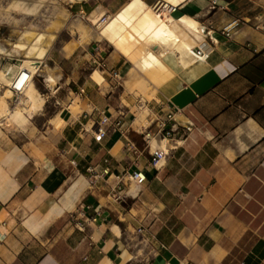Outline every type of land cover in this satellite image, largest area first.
I'll return each mask as SVG.
<instances>
[{"label":"crops","instance_id":"1","mask_svg":"<svg viewBox=\"0 0 264 264\" xmlns=\"http://www.w3.org/2000/svg\"><path fill=\"white\" fill-rule=\"evenodd\" d=\"M167 1L175 6L167 12L192 15L200 30L175 20L187 45L164 39L159 58L137 18ZM215 2H76L91 21L111 13L91 27L95 38L87 46L66 55L79 52L57 85L67 95L60 120L49 125L55 144L39 155L38 145L0 125V264H264V0ZM120 7L125 11L115 13ZM233 20L238 25L225 35L222 27ZM197 46L209 51L206 59L188 49ZM23 48L7 45L0 53L10 58V51ZM38 48L31 45L29 54ZM7 62L0 71L13 78L21 63ZM48 68L57 82L59 67ZM131 73L147 76L149 92L155 90L150 98L126 86ZM76 96L74 112L69 105ZM143 106L146 117L143 110L139 115ZM171 108L179 124L193 127L176 146L178 132L166 140L169 152L157 167L143 131ZM103 111L119 116L127 131L116 128L98 138ZM6 118L0 121L8 124ZM136 168L146 173L142 183L129 176ZM84 218L81 229L77 222ZM141 224L142 234L136 231ZM141 237L146 245L137 244Z\"/></svg>","mask_w":264,"mask_h":264},{"label":"rangeland","instance_id":"2","mask_svg":"<svg viewBox=\"0 0 264 264\" xmlns=\"http://www.w3.org/2000/svg\"><path fill=\"white\" fill-rule=\"evenodd\" d=\"M90 1L95 4L96 0ZM100 1L108 3L109 0ZM12 2H14V0H0V43L6 47L7 45L12 46L13 48L17 47V49L21 45H24V48L20 53L11 51L14 55H11L10 58L8 55H5V53H0V64L4 63L6 60L8 61V65L11 62L19 65V63L26 58L38 60L36 65L39 70L34 74L33 79L39 92L43 94L42 96L44 97L45 104H43L44 106L42 109L35 112L36 114L31 118V121L25 128L13 124L8 125L4 119L0 121V125L5 126L12 133H15L18 139L25 142L28 141L27 143H29L30 146L38 145L39 155H42L46 144L54 145L56 142L55 137L52 136V132L55 129H52L49 126L50 121L53 124H57L60 120L58 111L64 104H66L62 98L66 97L67 90L63 85L57 89V85L64 81L63 72L68 71L66 65L68 66V62L73 60L74 56L79 55V52L76 51V54L71 55V57H66V55H68L74 48H83L87 46L91 39L95 38L92 37L90 39L89 32H92L93 29H95L98 21H107L110 18L108 15L111 12L109 11L108 14L100 16V18L98 14L92 15V21L95 23L93 24L88 17L90 14L87 13L85 17H82L81 13H78L77 7L75 6L77 4L76 2H79L78 0L74 3V6H71L72 1L69 0H46L45 4L37 8L38 10H33L34 12L29 11L31 13L27 12L22 6L14 7V5H11ZM123 11H125L123 10V7H120L115 13L120 14ZM165 13L167 14L169 12L165 10ZM140 29L144 34L142 38L146 41V39H148L146 33L142 28ZM134 32L135 34H138L137 30H134ZM80 34L85 37L82 38ZM124 42L125 44L132 43L128 39H124ZM163 43H165V41ZM31 45L39 47L38 53L36 54L37 56H31L29 54L28 50ZM123 50L127 52V48H124ZM48 65L59 67L61 78L58 79L57 82L46 80L45 70L48 68ZM131 75L132 77L130 79H125L126 86L132 90L138 88L136 93L142 92L144 96L150 98L155 90L152 89L149 92L150 85L149 82L146 81L147 76L136 73H131ZM4 87L6 88V86ZM6 89L5 91L4 88L2 90L6 92ZM13 94L14 91L11 96H7L8 104L11 109L16 107L17 102L13 100ZM77 100L78 97L76 96L73 103L69 105L74 112L79 108ZM142 110L143 115L146 116L148 108L143 106L139 115ZM55 114H57L55 119H51ZM142 247V245L139 246V248Z\"/></svg>","mask_w":264,"mask_h":264},{"label":"bare ground","instance_id":"3","mask_svg":"<svg viewBox=\"0 0 264 264\" xmlns=\"http://www.w3.org/2000/svg\"><path fill=\"white\" fill-rule=\"evenodd\" d=\"M69 1L73 2L75 0H69ZM45 2L46 0H14V2H12L11 5H14V7L22 6V8H25V10L29 12L33 10L34 11L38 10L37 8L45 4ZM175 20H179L193 28L200 30L199 21L196 18H194L192 15H188L185 13H178L176 15L170 14V13L166 14L165 12H162L161 14H159L158 11L155 10L153 6L148 7L137 18L138 24L146 33L148 41L150 40L154 42L155 47H156V50L154 51V53L159 58H161L160 57L161 52L159 51V48L164 47V43H163L164 39H169L174 45L179 44V43H182L185 45V43L182 41V38L179 36V34L176 32V30L172 26V23ZM89 33H92V32H89ZM80 36L82 38L85 37L81 34ZM188 49L190 51L192 50V48L190 47H188ZM19 67H20V72L14 78H10L9 76L5 74V72L0 71V120L3 117H7L6 119H7L8 125L13 124L16 126H19V124L22 121H24L26 117H33L34 112L40 109L44 104V97L42 96L43 94L39 92L35 84V81L33 79L34 78V75H33L24 81L23 95H21L19 100L16 102V107H14L13 109L10 108L8 104L7 96H11L13 92L14 83L16 85L21 84L27 71L29 74L37 72L35 62L30 59L22 61ZM21 71H23V73L21 74V76H19ZM45 75H46V78L49 79L50 81H53L56 76L54 72L50 70L49 68H47V70L45 71ZM3 85L6 86L7 88L6 92L4 93H2ZM146 116L143 115V117H146ZM166 140L167 139H160V138L154 137L152 140L153 148L159 146L165 149ZM161 159H159V161L157 162L158 166L160 165L159 162ZM141 244L144 245V243H141Z\"/></svg>","mask_w":264,"mask_h":264},{"label":"built area","instance_id":"4","mask_svg":"<svg viewBox=\"0 0 264 264\" xmlns=\"http://www.w3.org/2000/svg\"><path fill=\"white\" fill-rule=\"evenodd\" d=\"M78 1H82V0H78ZM73 2H76L73 1ZM72 2V3H73ZM215 0H213V4H215ZM174 5H169L168 2H161L159 4V6L156 8V10L158 11L159 14H161L163 12V10H173L174 9ZM105 19V18H104ZM238 21L237 20H233L227 24H225L222 27V32L225 35H230L231 32L233 31V29L238 25ZM211 29L208 28L207 33L209 34V37L213 38V36L210 33ZM191 53L193 54V56L197 59H206L209 55V51L203 49L201 46H197L196 48H192ZM99 64L104 67L106 65V63L104 61H100ZM20 72V67L18 72L16 73V75ZM23 73V71H21L20 75ZM36 73V72H35ZM35 73L29 74L28 71L26 72L23 81L21 82V84L16 85L14 83L13 86V91L14 94L12 95V98L14 101H18L20 96L23 94V83L24 81L33 76ZM114 74L117 75V72H114ZM15 75V76H16ZM13 76V78L15 77ZM174 108L169 109L168 111L165 112V114L161 117H156L155 118V126L152 125V123L148 124L145 126V129L143 131V137L146 141V144L149 146V148L151 149V162L153 165L159 167L163 164V162L165 161V157L166 154H168L169 152V147L168 148H161L159 146L152 148V145L149 141V138L152 137H157L160 139H168V138H174L175 133L178 132L177 137L174 139V142L172 144L173 146H176L180 143H182L184 141V139L189 135L193 125L191 123H187V124H179L177 122V119L174 116ZM102 115L99 119V121L97 122L95 128H96V132L98 133V135H96L98 138L102 137L108 130H113L116 128H121V126H123V120H121V118L119 116L112 118L111 115H108L107 113H105L104 111L101 112ZM122 129V128H121ZM122 131H127V129H122ZM164 157L163 162L158 166L157 162L159 161V159H161V157ZM87 170L89 172L94 171V167L92 166H87ZM129 176L134 179L136 182L138 183H142L146 180L147 176L145 171L142 168H136L133 169L130 173ZM94 178L97 179L98 176L97 174L94 175ZM117 198H120L121 195L116 196ZM91 205L90 204H82V209H86L89 208ZM89 218L91 219H96L95 216H89ZM87 219H81L78 220L77 222V226L79 228H83L84 227V222ZM145 230V226L143 224H141L140 226L137 227L136 231L140 234L143 233V231ZM144 243L145 245L147 244V240L144 237H141V239L139 241H137V244H141ZM151 255V254H150ZM150 255L148 256H144L143 258L148 259L150 258ZM183 264H189L188 262H185Z\"/></svg>","mask_w":264,"mask_h":264},{"label":"trees","instance_id":"5","mask_svg":"<svg viewBox=\"0 0 264 264\" xmlns=\"http://www.w3.org/2000/svg\"><path fill=\"white\" fill-rule=\"evenodd\" d=\"M0 48L3 49L5 52H8L7 51V47L3 44L0 43ZM11 52V51H10Z\"/></svg>","mask_w":264,"mask_h":264}]
</instances>
